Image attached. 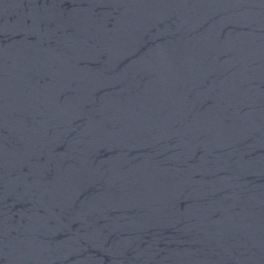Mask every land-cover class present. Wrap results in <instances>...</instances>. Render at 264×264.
Returning a JSON list of instances; mask_svg holds the SVG:
<instances>
[{
    "label": "water",
    "instance_id": "obj_1",
    "mask_svg": "<svg viewBox=\"0 0 264 264\" xmlns=\"http://www.w3.org/2000/svg\"><path fill=\"white\" fill-rule=\"evenodd\" d=\"M0 264H264V0H0Z\"/></svg>",
    "mask_w": 264,
    "mask_h": 264
}]
</instances>
